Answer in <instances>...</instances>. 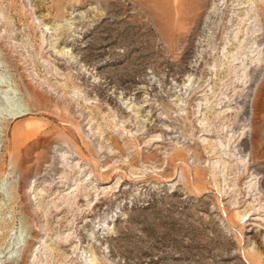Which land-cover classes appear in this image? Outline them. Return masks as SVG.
<instances>
[{
  "label": "rangeland",
  "instance_id": "1",
  "mask_svg": "<svg viewBox=\"0 0 264 264\" xmlns=\"http://www.w3.org/2000/svg\"><path fill=\"white\" fill-rule=\"evenodd\" d=\"M258 93L264 0H0V264H264Z\"/></svg>",
  "mask_w": 264,
  "mask_h": 264
},
{
  "label": "bare ground",
  "instance_id": "2",
  "mask_svg": "<svg viewBox=\"0 0 264 264\" xmlns=\"http://www.w3.org/2000/svg\"><path fill=\"white\" fill-rule=\"evenodd\" d=\"M28 92V91H27ZM29 95H30V97L33 99V100H35V101H37L38 102V100L40 99V97H39V95L37 94V93H34L33 91H31V90H29ZM41 101V100H40ZM263 108H264V99H263V97H262V95H261V93H258L257 94V96H256V98H255V100L253 101V104H252V109H253V118H254V120H258V118L261 116V114H262V111H263ZM26 113V110H24V111H20V112H17V113H14V114H12V116L14 117V119H17V118H19V117H22V116H24V115H26L25 114ZM254 123L256 124V122L254 121ZM260 128L258 127V126H254V131H255V133H257L258 132V130H259ZM256 143H257V140H256V138H252L251 140H250V144L252 145V146H255L256 145ZM20 163V162H19ZM24 163H23V165H21L20 166V168H24ZM18 166V165H17Z\"/></svg>",
  "mask_w": 264,
  "mask_h": 264
}]
</instances>
